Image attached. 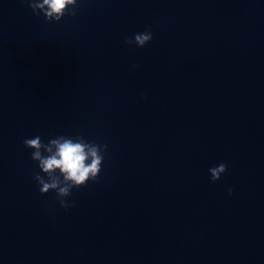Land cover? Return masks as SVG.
<instances>
[{"label":"clouds","instance_id":"9594fccd","mask_svg":"<svg viewBox=\"0 0 264 264\" xmlns=\"http://www.w3.org/2000/svg\"><path fill=\"white\" fill-rule=\"evenodd\" d=\"M31 8L34 15H43L47 22H59L65 15L76 16L77 0H22ZM153 39L150 29L134 33L125 39V44L143 48ZM146 99V97H144ZM23 144L33 150L31 159L38 162L40 173L34 175L39 192L46 195L50 191L56 193V201L65 211L74 207L67 198L72 189H79L89 181H97L104 162L107 145L86 141L83 136L75 138L63 135L44 143L40 136L25 138ZM211 182L218 181L227 171V165L220 163L209 168ZM42 173V174H41ZM228 189V194L233 193ZM51 207V206H50Z\"/></svg>","mask_w":264,"mask_h":264}]
</instances>
